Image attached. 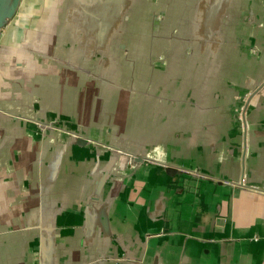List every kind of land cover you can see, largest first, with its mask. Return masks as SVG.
Listing matches in <instances>:
<instances>
[{"label": "water", "instance_id": "water-1", "mask_svg": "<svg viewBox=\"0 0 264 264\" xmlns=\"http://www.w3.org/2000/svg\"><path fill=\"white\" fill-rule=\"evenodd\" d=\"M24 1L0 0V43L3 31L16 22ZM32 1L46 4L34 15L27 35L17 44L14 43V39L12 45L0 44V46L4 45L5 50H11L14 55L15 52L21 54L18 64L16 61H13V64L22 67L26 64V60L28 62L36 60L41 65L64 64L60 62L59 57L47 56L50 50L58 53V49L53 47L57 43L59 47L68 44L71 49L78 47L83 49L81 67L75 66L74 63L70 64L69 60L74 61L75 55L67 60V64L72 65L73 71L71 77L73 88L70 91L76 92L74 94L82 98L79 88H89L88 95L93 103L89 105L90 108H84L86 99L76 104L72 96L70 104L68 95H62L60 89H52L56 91L55 97L51 91H49L50 96L40 92L39 102H34V105H37L36 109L45 114L48 120L24 118L25 124L33 125L41 131L55 129L69 135L73 145L86 150V154L79 153L78 159L95 157L94 160L103 162L104 169L94 183L93 196H90L93 202L100 201L103 204L100 217L92 218L91 213L83 212L82 224L85 229H92L93 220L98 221L97 244L99 240L105 243L98 251L86 250V254H81L82 260L98 258L97 261L103 259L105 264H159L160 256L164 258L172 252H178L174 246L167 244L152 247L154 240H167V236L161 231L149 229L141 231L144 234L143 238L139 226L137 232L133 234L134 244L129 242L133 247L128 249V242L124 241L121 235L111 232L110 215L115 214L120 225L126 222L125 216L128 210L126 205L135 202L134 198H137L132 186L134 184L132 171L142 165L157 163L170 175L176 172L188 177L210 176L205 170L201 172L192 167L186 168L187 165H202L206 162V148L193 157L191 146L177 147L173 144L182 135H177L180 133V130L176 131L177 126L187 130L194 116L201 124L200 118L205 117L209 112H219L224 106L222 97L218 95L219 90L221 92L224 90H216V97L212 98L215 90L211 88L213 85L225 83L226 86H231V83H234L232 86L235 87L229 103L230 108L227 110L235 115L232 128L240 129L238 139L242 142L243 149L242 170L238 181L226 182L237 188L264 194V188L249 185L245 178L246 158H248L247 140L252 127L248 115L251 111L250 102L254 97L264 95V44L258 43L255 26L249 14L246 16L247 25L241 26V32L238 26L236 36L232 39L227 33L228 25L222 21L223 7L228 0H208L209 3L206 0H180L176 5H172L169 11L161 9L165 0H133L129 10L125 6L130 0ZM52 18L65 20V24L59 23L60 25L53 26L55 30L50 32L51 40H39L32 45L31 37L40 33L42 29H48V22ZM263 25L258 28L263 30ZM97 29L101 30L99 34L101 40L97 41L93 35L87 34L90 39L84 43L83 30L90 33ZM64 30L70 31L71 37H62ZM235 50L237 51L234 52ZM32 52L39 57H33ZM209 54L211 58L208 57ZM241 54L247 61L254 63L252 67H248L249 72L235 71L239 67ZM78 74H81V77H78ZM75 75L77 78L74 77ZM94 78L97 81L93 80ZM190 84L195 85L192 88ZM74 86L78 88L75 89ZM200 93L205 97L200 98L199 104L194 105L196 111L192 110L194 96H199ZM29 99L33 100L32 97ZM46 99L47 103L41 104V101L45 102ZM45 104H47V112H42L41 109L46 107ZM73 106L74 111L71 109ZM64 108L66 110H63ZM0 114L11 119L17 118L1 110ZM97 114L100 119L95 121L94 115ZM112 114L120 119V127L130 132L121 135L125 138L122 142L127 143L130 150L103 146L71 128L75 123L72 119L87 120L92 117L93 124L98 122L100 128L107 131V125L113 122ZM103 121L104 125L101 126ZM184 133L188 134V131ZM161 146L163 154L157 151ZM39 158V161L43 160L41 156ZM71 158L75 160V155L72 154ZM116 164L121 167L120 174L112 173L116 171L112 170V166L116 169ZM139 196L138 199L142 201L140 204L142 211L150 210L147 205L151 198L143 194ZM121 199L123 204L120 203ZM157 206L156 211L161 213V208ZM30 227L32 226H26L28 229ZM92 235L93 231L90 236ZM250 238L249 243L258 242V238L254 235ZM45 239L43 238L41 242L44 253L47 252ZM108 242L111 248L107 245ZM146 251L155 254L147 256ZM168 261L169 259L166 263Z\"/></svg>", "mask_w": 264, "mask_h": 264}, {"label": "crops", "instance_id": "crops-1", "mask_svg": "<svg viewBox=\"0 0 264 264\" xmlns=\"http://www.w3.org/2000/svg\"><path fill=\"white\" fill-rule=\"evenodd\" d=\"M26 1L19 9L16 22L3 31L0 44L12 45V39L15 44L19 43L27 35L38 9H42L46 4L32 1L25 7ZM179 1L165 0L161 9L169 11L172 5ZM206 2L209 3L208 0ZM132 3L133 0H130L125 7L129 10ZM248 14L255 26L258 43L264 44V29L258 28L264 24V0H228L223 7L222 20L228 25L227 33L234 39L238 26L241 32V26L247 25ZM59 23L65 24V20L52 18L48 22V29H42L31 37L32 45L39 40H51L50 32H53V26L60 25ZM83 32L84 43L90 39L87 34L93 35L97 41L101 40L99 29L90 33L86 30ZM71 34L70 31L64 30L62 37H71ZM53 47L58 49V53L50 50L47 56L59 57L60 62L64 64L41 65L36 60H26V64L21 67L17 65L21 54L15 52L14 55L11 50H5L4 45L0 46V110L11 113V117H17L11 119L0 114V264H105L102 258L99 261L98 258L82 260L86 250L98 251L105 243L99 240L97 244L98 221L93 220L92 229H85L82 224L83 212L91 213L92 218L100 217L103 204L100 201L93 202L90 196H93L94 183L104 169L103 162L94 160L95 157L78 159L79 153L86 150L73 145L71 137L64 132L55 129L41 131L24 123V118H46L45 114L36 109L37 105H34V102H39L40 92L50 96L51 91L55 97L56 91L52 89H60L62 95H68L70 104L72 96L76 104L82 100L78 94H74L76 92L70 91L73 88V71L67 60L75 55L74 61L69 60L70 64L81 67L83 49H71L68 44L59 47L58 43ZM32 56L39 57L34 52ZM208 57L211 58V54ZM239 57L240 64L235 71L249 72L248 67H252L254 63L247 61L242 54ZM13 61L17 64H13ZM74 77L77 78L76 75ZM78 77H81V74H78ZM232 84L234 83H231V86H226L225 83L211 86L215 89L212 98L216 97V90H224H219L218 94L222 97L224 105L219 112L207 113L205 117L200 118L201 124L195 120L197 117L192 112L193 122L187 126V130L179 126L176 130H180L178 136L182 135L173 145L191 146L193 157L206 148V162L189 167L201 172L205 170L210 176L184 177L180 181L183 193L171 206L167 205L171 196L161 200L164 202L159 205L161 213L156 211L153 214L148 210L142 214L133 210L135 203L132 201L126 205L128 210L124 224H119L115 214L110 215L111 232L121 235L123 240L128 242V249L133 247L129 242L134 244L133 234L137 232V226L143 232L154 227L156 232H167L164 233L167 240H154L152 247L163 244L174 246L178 251L176 264H264V194L237 188L226 182L238 181L242 170L243 149L242 142L238 139L240 129L232 128L235 115L227 110L230 108L229 103L235 88ZM194 85L190 84V87L193 88ZM202 94L194 96V103L191 102L192 110L196 111L194 105L199 104L200 98L205 97ZM30 97L33 100H30ZM44 103H47V99L45 102L41 101V104ZM45 105L46 107L41 109L42 112H47V104ZM250 107L248 115L252 127L247 140L245 178L249 185L264 188V95L254 97ZM184 131H188V134ZM72 154L75 155V160H72ZM39 156L42 161H39ZM115 168L112 166V170H116L112 173L120 174L121 167L116 164ZM173 183L176 181H169L166 185L169 187ZM153 184L154 181H151L148 187ZM229 192L232 193L231 197ZM226 193L229 194L230 200ZM151 201L153 200L150 199L148 203ZM196 205L205 210L197 212ZM149 218L155 221L152 222ZM157 221L162 225V229L159 222L153 224ZM26 226L32 227L28 229ZM92 231L93 235L90 236ZM249 233L258 238L254 246L249 243ZM190 234L196 235V243L182 240L184 235ZM43 238H46V253L41 243ZM145 254L152 256L155 253L146 251ZM73 255L75 257H72ZM169 257L160 256L158 263L165 264Z\"/></svg>", "mask_w": 264, "mask_h": 264}, {"label": "rangeland", "instance_id": "rangeland-1", "mask_svg": "<svg viewBox=\"0 0 264 264\" xmlns=\"http://www.w3.org/2000/svg\"><path fill=\"white\" fill-rule=\"evenodd\" d=\"M30 2H32V0H27L26 1V6L28 7L30 5ZM26 11V8H25ZM23 13V12H22ZM93 80H96V78H94ZM103 91V90H102ZM79 94H81L82 99H86L87 103L84 104V108H88L90 104L92 103V100L90 98V95H88L89 93V88L83 89V88H79ZM86 105V106H85ZM75 107H72V111H74ZM90 108V107H89ZM95 113H97L95 111ZM114 116V114H112ZM92 117H89L87 120H78V119H72L75 123H73V125H71V128L74 129L75 131L80 132L81 134H83L86 137L92 138L96 141L99 142V144L103 145V146H111L115 149H127L130 150V147L128 146L127 143L122 142L125 140V138H123V134L125 133H130L129 131L123 130L120 127V119L117 116H114L113 118V122H110L107 126V131H104L100 128V124H98V122H95V124L92 123L91 121ZM99 114L94 115V119L93 120H99ZM129 119V118H128ZM104 125V121L103 124L101 126ZM138 141V144H140V141ZM76 158V157H75ZM74 160V159H73ZM181 166H183V163H181ZM189 165L186 166V168H188ZM133 172V179H134V184L132 185L134 187V193L137 196V198H134V208L133 210H137L140 212H142V214L145 212L142 211L140 204H142V201L139 200L138 198L140 197L139 195L142 196L146 195L147 197L151 198V201L147 206L148 209H150L153 214L155 213L156 209H157V205H162L164 204V202H162L161 200L164 199H168L171 196V201L167 203V205H173L174 200L178 197L181 196V194L183 193V190L180 187V181L185 177V178H189L187 175H183V174H179L176 173L175 174H168L165 171H163V169L157 164V163H150V164H145L142 165L140 167H138L137 169H135ZM170 178V179H167ZM191 178V177H190ZM175 180L176 183H173L171 186L167 187V182ZM151 181H154L155 184H153L152 186L148 187V183H150ZM217 184V183H215ZM221 187H217V189H219ZM223 189V187L221 188ZM223 191V190H222ZM133 194V192H132ZM230 197L232 195V193H230ZM228 193H226V197L229 198V200L231 199L228 195ZM139 196V197H138ZM121 197V196H120ZM124 196H122L121 198H123ZM156 199V200H155ZM121 204H123V200L121 199L120 201ZM122 206V205H121ZM196 210L197 212L205 210L203 209L200 205H196ZM122 210V207H121ZM210 210V209H209ZM211 211V210H210ZM150 221L154 222L155 220H151ZM159 221L153 223L156 224ZM160 229H162V225L160 224ZM185 227H189L188 225H185ZM154 227L150 228L151 231H154ZM186 229V228H184ZM139 232L141 233V231L139 230ZM167 233V232H163ZM141 236L144 238V234L141 233ZM252 236V234H247V237L250 238ZM196 235H184L182 239L183 241H190V242H194L196 243ZM252 246L256 245V243H251ZM169 256H171L169 258V261L167 262V264H176L177 263V257L178 254L177 252H172Z\"/></svg>", "mask_w": 264, "mask_h": 264}, {"label": "clouds", "instance_id": "clouds-1", "mask_svg": "<svg viewBox=\"0 0 264 264\" xmlns=\"http://www.w3.org/2000/svg\"><path fill=\"white\" fill-rule=\"evenodd\" d=\"M157 151H159V152H161V154H163V148H162V146L159 149H157Z\"/></svg>", "mask_w": 264, "mask_h": 264}]
</instances>
